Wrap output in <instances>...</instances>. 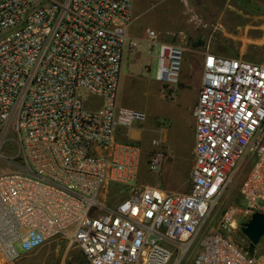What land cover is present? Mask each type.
<instances>
[{"label": "built area", "instance_id": "1", "mask_svg": "<svg viewBox=\"0 0 264 264\" xmlns=\"http://www.w3.org/2000/svg\"><path fill=\"white\" fill-rule=\"evenodd\" d=\"M133 2L0 0V131L19 146L0 174V264L57 236L87 264H264L260 244L250 256L230 236L237 214L240 229L264 215V63L205 54L188 192L136 186L140 148L120 139L145 116L117 103L123 57L139 49ZM146 35L155 81L176 87L183 48ZM165 160L153 153L147 172ZM236 178L239 208L214 217ZM110 187L128 195L107 207Z\"/></svg>", "mask_w": 264, "mask_h": 264}, {"label": "rangeland", "instance_id": "2", "mask_svg": "<svg viewBox=\"0 0 264 264\" xmlns=\"http://www.w3.org/2000/svg\"><path fill=\"white\" fill-rule=\"evenodd\" d=\"M231 3L239 6L240 13H207L205 3L200 0H134L129 34L139 44V49L126 52L123 57L117 103L145 116L144 122L128 131L127 139H120L140 148L136 186L158 185L188 192L194 141L193 113L205 54L264 63V0H233ZM147 30L154 31L160 41L183 48L179 82L172 89L155 81L157 50L153 53L149 47ZM183 89L187 96L184 103L178 94ZM18 148V139L13 131H0V174L13 169L11 163L18 159ZM157 151L164 152L166 164L173 165L167 173H163L162 168L156 173L147 172L146 160ZM239 182L240 178H236L223 195L214 210V217H219L229 208H239ZM111 189L106 191L107 207L116 205L128 195L125 188ZM241 219L237 214L236 227L230 236L235 244L242 246L247 240L240 232ZM259 244V250H264V237ZM16 264L87 263L77 246L65 237L57 236Z\"/></svg>", "mask_w": 264, "mask_h": 264}, {"label": "crops", "instance_id": "3", "mask_svg": "<svg viewBox=\"0 0 264 264\" xmlns=\"http://www.w3.org/2000/svg\"><path fill=\"white\" fill-rule=\"evenodd\" d=\"M202 1L204 4V9L205 11H207V13H240V8L236 3H231V1L233 0H200ZM258 0H254V2H257ZM255 63V62H254ZM263 64V63H261ZM202 68V66H201ZM197 78V77H196ZM197 82V81H196ZM196 82L194 84V87H196ZM184 91L183 90H179L178 94L180 96V101L186 102V98L184 95ZM162 172L163 173H167L168 171H170L173 168V165H168L165 163H163L162 165ZM191 168V167H190ZM190 172V171H189ZM171 178V176H170ZM148 186V185H147ZM150 187H156L164 192L167 193H186V192H178V191H174V190H170L167 188H160L158 187V185H154V186H150Z\"/></svg>", "mask_w": 264, "mask_h": 264}, {"label": "water", "instance_id": "4", "mask_svg": "<svg viewBox=\"0 0 264 264\" xmlns=\"http://www.w3.org/2000/svg\"><path fill=\"white\" fill-rule=\"evenodd\" d=\"M241 234L248 241L247 253L254 255V249L264 237V215L255 213L251 216L250 221L240 229Z\"/></svg>", "mask_w": 264, "mask_h": 264}, {"label": "bare ground", "instance_id": "5", "mask_svg": "<svg viewBox=\"0 0 264 264\" xmlns=\"http://www.w3.org/2000/svg\"><path fill=\"white\" fill-rule=\"evenodd\" d=\"M232 227H234V224H232Z\"/></svg>", "mask_w": 264, "mask_h": 264}, {"label": "trees", "instance_id": "6", "mask_svg": "<svg viewBox=\"0 0 264 264\" xmlns=\"http://www.w3.org/2000/svg\"><path fill=\"white\" fill-rule=\"evenodd\" d=\"M247 242V241H246Z\"/></svg>", "mask_w": 264, "mask_h": 264}]
</instances>
